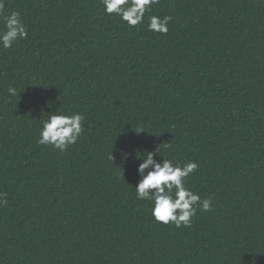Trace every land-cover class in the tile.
I'll use <instances>...</instances> for the list:
<instances>
[{
	"label": "trees",
	"instance_id": "obj_1",
	"mask_svg": "<svg viewBox=\"0 0 264 264\" xmlns=\"http://www.w3.org/2000/svg\"><path fill=\"white\" fill-rule=\"evenodd\" d=\"M0 264H264V0H0Z\"/></svg>",
	"mask_w": 264,
	"mask_h": 264
}]
</instances>
